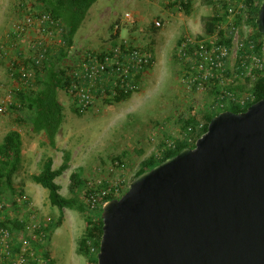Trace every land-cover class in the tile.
I'll list each match as a JSON object with an SVG mask.
<instances>
[{
    "label": "rangeland",
    "instance_id": "1",
    "mask_svg": "<svg viewBox=\"0 0 264 264\" xmlns=\"http://www.w3.org/2000/svg\"><path fill=\"white\" fill-rule=\"evenodd\" d=\"M37 3L36 0H0V105L13 90L8 59L1 46L8 41V34L16 22L29 13H40ZM173 3L171 0H98L93 5L75 36V56L83 50L100 51L127 40L150 50L155 63L139 93L124 102H101L99 112L95 109L78 115L68 94L59 92L64 121L56 148L49 146L44 132H33L29 112L9 108L0 114V143L13 130L20 131L23 137L26 169L15 176V188L30 198L35 212L42 218H51L55 223L63 220L64 224L54 231L49 243L55 255L54 264H88L86 258L77 253L86 221L77 211L52 206L49 191L32 181V175L42 171L47 158H53L55 169H58L64 154L70 155V169L56 180L62 188L61 194L67 198L73 197L70 191L73 173H78L90 187L107 183L118 185L124 192L130 188L141 163L160 152L164 138L176 137L182 129V121L194 115L200 123L204 121L203 114L214 94L187 87L177 51L185 38L199 40L204 36L203 18L222 14L224 9L194 0L188 15ZM126 13L134 14L133 21H125ZM154 21H161L162 27L154 28ZM249 27L241 28V39L246 40L253 33ZM221 28L225 29L226 23ZM116 33L118 37L114 39ZM230 63H235L233 57ZM72 64L73 61L64 60L63 68ZM236 82L238 88L246 90L248 87L241 80ZM117 158H121L123 164L116 161ZM84 192L81 193L83 201ZM10 196L9 192L5 194L6 198ZM15 213L7 211L9 216L18 215Z\"/></svg>",
    "mask_w": 264,
    "mask_h": 264
},
{
    "label": "water",
    "instance_id": "2",
    "mask_svg": "<svg viewBox=\"0 0 264 264\" xmlns=\"http://www.w3.org/2000/svg\"><path fill=\"white\" fill-rule=\"evenodd\" d=\"M256 24L264 35V1ZM102 221L98 264H264V100L220 113Z\"/></svg>",
    "mask_w": 264,
    "mask_h": 264
},
{
    "label": "built area",
    "instance_id": "3",
    "mask_svg": "<svg viewBox=\"0 0 264 264\" xmlns=\"http://www.w3.org/2000/svg\"><path fill=\"white\" fill-rule=\"evenodd\" d=\"M224 1L231 7L226 18L227 26L230 27L226 30L229 31L228 36H232V46L219 45L218 35L202 40L187 37L177 51L183 67L184 83L188 88L208 92L212 84L220 86L219 93L210 106V110L216 114L229 111L232 107L245 109L254 102V81L258 73L264 72V58L254 53L253 43L250 45V52H242L246 45L243 42L245 38L241 39V28L249 27L247 0ZM237 16H240L238 26L235 25ZM133 19L134 14H125V21L131 22ZM153 27L160 29L162 22L154 21ZM63 36L64 26L45 13H29L13 25L8 41L1 46L4 57L8 59L13 90L6 102L0 105V114L6 113L14 104L15 91L35 87L37 70L61 50L68 53L67 60L73 61L67 67L70 81L66 93L81 114L95 109L99 112L101 102H108L121 95L139 93L144 86L145 76L155 63L149 50L127 40H120L100 51L83 50L75 56V48H67ZM115 36L118 37L117 33ZM262 51L264 54V45ZM232 57L235 63L231 65ZM236 80L247 84L246 90L238 88ZM202 127L203 125L200 126ZM181 128L176 137L164 138V145L156 155L158 161L164 152L176 148L177 140L196 144L184 132L183 124ZM188 132H192V128ZM97 187H93L84 197V203L89 214L102 218L104 206L112 200L120 199L124 192L118 185L109 186L108 189ZM7 211L18 215L9 216ZM8 220L11 224L0 226V264H50L51 256L43 257L38 246L46 247L50 243L47 230L53 223L52 219H44L35 212L30 198L24 193L23 196H10L0 202V224ZM14 220L20 223L18 228H14ZM48 250L49 248L47 252Z\"/></svg>",
    "mask_w": 264,
    "mask_h": 264
},
{
    "label": "trees",
    "instance_id": "4",
    "mask_svg": "<svg viewBox=\"0 0 264 264\" xmlns=\"http://www.w3.org/2000/svg\"><path fill=\"white\" fill-rule=\"evenodd\" d=\"M98 0H36L40 13L48 14L52 19L57 20L64 26V40L67 44V48L74 45L75 36L85 21L89 10ZM203 4L208 6H222L224 13L215 14L213 16L203 18L204 36L199 38H209L218 35L219 45L232 46V36L229 35L230 26H227L226 18L230 10V5L224 0H202ZM264 0H247V12H248V25L253 29V33L243 40L246 45L242 52H250V45H255L254 53L264 58L262 51L264 45V35L258 31L256 24L258 18V12ZM258 2V3H257ZM194 0H176L173 5L185 14L190 15L192 12ZM257 3V4H256ZM34 14V13H32ZM235 21V25L240 24V16ZM226 23V28L222 29L221 26ZM114 39L117 36L113 37ZM181 44V42H180ZM150 51V50H149ZM151 52V51H150ZM243 55V53H241ZM68 53L65 50H61L58 55L51 56L50 59L45 62L39 70H37L36 84L34 88L27 90L15 91V102L10 106L11 110L21 112H29V121L32 126V130L36 134L44 132L47 137L48 144L51 148H56L57 136L64 121V107L58 100V93L65 91L68 88L70 77H68V69L63 68L64 60H67ZM220 86L215 83L212 84L208 91L214 94L216 97L219 93ZM255 97L254 102L249 104L245 109L238 107H232L229 111L239 114L245 112L253 104L264 100V72L258 73L257 78L254 81V87L252 89ZM132 95H121L112 100L115 102H124L130 99ZM211 104L203 114V122H199L196 116L190 117L187 120L182 121L184 132L187 136L194 139L195 143L201 138L207 131L210 122L219 114L210 110ZM75 112L78 115H82L76 109ZM203 125L202 128L200 126ZM192 128V132H188V129ZM164 145V142H163ZM195 144H188L187 141H176V148L174 150H167L163 153L158 161L157 156H151L141 163L140 169L134 176V179L142 175L143 173L152 170L162 162L177 156L181 151L186 148H194ZM23 139L19 131L13 130L6 134L3 141L0 143V202L5 198V194L9 192L11 196L18 197L23 196L24 192L18 190L14 185L15 176L21 171L23 156ZM116 161L122 163L121 158H117ZM71 158L68 153L64 154V160L62 165L58 169L53 168V159L47 158L43 163L42 171L36 175H32V181L41 185L43 188L49 191V201L52 206L58 207L60 210L70 209L79 212L85 216L86 230L81 239L78 242L77 253L80 256L86 258L88 264H98V254L100 250V242L103 235V221L101 216L91 215L87 210L84 201L81 199V193L83 191L86 196L94 188L90 187L87 182L83 181L78 173L71 175V193L73 197L67 198L61 194V186L57 183V179L60 178L66 171L70 169ZM133 179V180H134ZM98 189H108L107 183L97 187ZM129 190V189H128ZM127 191H124L123 195ZM84 196V197H85ZM63 220L60 219L56 223L50 224L47 233L49 237L53 235L54 231L62 226ZM11 221L8 220L5 223H1L0 226H8ZM14 228H18L20 223L13 221ZM49 244L45 247L38 246L39 250H42L43 257L51 256ZM50 264H54L51 259Z\"/></svg>",
    "mask_w": 264,
    "mask_h": 264
},
{
    "label": "crops",
    "instance_id": "5",
    "mask_svg": "<svg viewBox=\"0 0 264 264\" xmlns=\"http://www.w3.org/2000/svg\"><path fill=\"white\" fill-rule=\"evenodd\" d=\"M20 132V131H19ZM22 139H23V137H22ZM22 156H23V159H24V149L22 148ZM49 158H51V157H49ZM53 159V158H52ZM53 168L55 169V161H54V159H53ZM24 169H26V167H24V162H22V168H21V173H22V171H24ZM64 223H62V225H63ZM86 225V224H85ZM85 230H86V227H85ZM85 230H84V233H85ZM83 233V234H84ZM83 236V235H82ZM50 252H51V250H50ZM51 258H52V260L55 262V255H54V253H52L51 252Z\"/></svg>",
    "mask_w": 264,
    "mask_h": 264
}]
</instances>
